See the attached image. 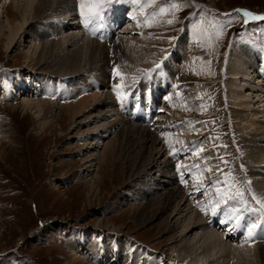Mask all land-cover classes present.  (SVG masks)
Returning a JSON list of instances; mask_svg holds the SVG:
<instances>
[{"label": "rangeland", "instance_id": "1", "mask_svg": "<svg viewBox=\"0 0 264 264\" xmlns=\"http://www.w3.org/2000/svg\"><path fill=\"white\" fill-rule=\"evenodd\" d=\"M78 1L55 3L50 12L37 18L31 29L25 21L31 10L27 0H0V264H102L98 258L92 260L86 254L87 250L82 249L85 239L81 237L93 238L98 245L102 243L107 248L103 241L107 233L114 235L109 247L118 250V258L123 256L122 240L131 241L128 259L132 263L135 261L132 254L138 250L141 257L135 261L137 264H143L146 259L145 264H231V257L222 258L218 254L214 258L210 257L211 253H204L205 240L199 235L203 231L217 232L224 237L223 242L233 244V247L243 244L248 247L262 241L255 236L258 229L251 238L248 237L246 222L250 218L259 224L258 228H264V197L250 179L257 168L264 166V162L257 160L261 144L259 138L245 135L244 125L239 121L241 116L231 107L233 84L237 80L233 70H228V63L230 49L234 46L248 45L264 52V20L244 15V11H248L253 16H264V0H117L107 15L121 18L120 24L115 26L107 19V24L116 32L109 39L101 37L105 33V28H99L103 21L85 28ZM58 6H63L61 12L64 15L54 10H60ZM161 8H164L163 12ZM63 18L70 27L74 26L67 32L75 35L78 30L80 37L105 46L109 62L105 74L100 75L101 70L89 73L86 69L68 78L70 84H74L82 95L90 96L93 90H103L99 80L105 79L104 91L112 96L115 114L124 121L121 127L133 124L138 128H149L147 130L158 141L157 148L162 155L148 173L144 171L145 174L142 172L133 179L130 165L118 155L117 147L104 162L108 172L98 171L96 176V171L88 174L80 171L85 165L79 151L85 143L80 136L68 140L71 135L67 129L73 124L68 118L55 121L59 107L55 108L54 116H50L42 114L35 103L34 108L24 105L25 100L39 99L53 103L56 97L50 93L53 79L57 81V91L65 93L63 105L77 98V94L65 89L69 87L64 82L67 78L51 75L50 72H54L52 60H47L41 67L34 60L36 49L44 38L51 40L56 31H62L64 26L60 22ZM50 20L56 24L55 32L50 31ZM169 20L172 23H168ZM36 29L39 30L37 36ZM183 36V53H180L177 45ZM118 39L123 41L125 52L142 56L141 70L128 74L131 63L126 62V67L113 59L110 47ZM147 60L153 63L148 65ZM165 61L173 67V76L168 75ZM258 61L259 64L264 62L263 59ZM157 65L161 67L146 77L145 73ZM44 78L51 82L46 87H42ZM5 85L16 92L14 99L2 98ZM19 85H22L21 89ZM155 87L161 89L157 94L152 90ZM260 87L264 89V81ZM36 89L44 93L40 95ZM150 90L154 91L151 94L154 120L144 115L141 105L135 110L132 104L131 93L149 96ZM125 108L128 113L123 112ZM113 136L116 134L105 136L103 144H108ZM175 187H182L180 195L186 196L187 207L203 218L206 225L203 230L200 227L189 233L186 231V235L183 232L185 241H196V254L189 255L191 251L188 253L185 246L180 249L174 238L171 239L172 233H181L185 218L191 212L184 213L186 215L180 218L176 229L172 227L173 232L167 234L160 229L164 226L162 219L171 210L154 222L147 221L148 215L140 218L136 214L139 205L145 206L146 202L159 199ZM217 187L230 194L237 191L243 194L242 199L229 202L231 207L243 209L245 219L239 224L227 215H212ZM150 213L152 211L147 214ZM71 239L76 246L80 244L78 249H73Z\"/></svg>", "mask_w": 264, "mask_h": 264}, {"label": "bare ground", "instance_id": "2", "mask_svg": "<svg viewBox=\"0 0 264 264\" xmlns=\"http://www.w3.org/2000/svg\"><path fill=\"white\" fill-rule=\"evenodd\" d=\"M65 1L66 0H27V3H28V5H30L31 10L29 11L27 18L25 19V21H27L26 25H28L32 29L33 24H35V21L37 20V18H39L40 16H43V14H45V12H48L53 7V5L55 3H57V5H58L60 2H63V4H64ZM54 7H56V6H54ZM58 7H60V10H57L56 8L54 10L59 12L58 13L59 15H62L64 13V12L63 13L61 12L63 6H58ZM16 8L19 9L20 6H17ZM72 12H73V10H72ZM76 12H78V11H76ZM68 13H70V11ZM76 14L77 13H75V15ZM154 14H155V16H158L157 13H153V15ZM52 15H54V14H52ZM68 15H67V17H68ZM48 16H51V15H48ZM48 16H47V18H48ZM105 17H106V20L104 19L103 24L99 25V28L100 27L105 28V33H103V35H101V34L100 35H101V37H105L106 39H109L112 36H114L115 35L114 33H116V32L115 31L112 32L113 27L108 26V24H107L108 15L107 14ZM120 19L121 18L115 19V22L118 23L120 21ZM51 21L52 20H50V22L48 23V25H50V31L55 32L56 31V24H53ZM60 24L62 26H64V27H62L63 29H61L62 31H60V30L58 32L56 31V34H53L54 36H52L51 40H49V38L48 39L44 38V42H42L38 46L39 48L37 47V49H36V50H38V52L36 54V57H34L35 58L34 60H36L35 61L36 63H39L40 67L47 60H52L54 72H50L51 75L54 74L55 76L67 78V80H65L64 82L69 87H66L65 89L67 91L70 90V92L73 95L77 94V98L74 97V99L71 100L72 103L70 101V102H66L63 105L62 100L65 97L64 96L65 93L57 91L59 89V87L56 84L57 81L55 79H53L52 81L54 82V85H53V88H51L52 90L50 91V93H54V96H56L55 98H53L55 100V101H53V103H50L49 100L45 101L43 99L44 101H42L39 99V100H35V101H30V100L26 101L25 100L24 105L27 108H31V106L33 107V105L35 103V105L37 104V106L40 107V111H42V114L47 113V114H50V116H54L55 108L59 107L57 109L58 113H57V116L55 118V121L58 119L62 120L63 118H68V120L71 122V124H73V127L71 125V128L67 129L68 133H70L69 135H71V136H69L68 140L71 141V138H77V136H80L81 138L83 137V141L85 143L84 145H81L80 151H79L80 152L79 154H81L83 156L82 157V163L85 165V166H83L84 169L82 168V169H80V171L81 170L85 171V172H87V174L90 171H92V172L96 171L95 172L96 176L98 175V171H100L101 173L108 172V169L106 168V165L104 164V162L108 161L110 154L115 153L112 151H115V148L117 147V149H119L118 155L120 157L123 156L124 160L130 165V168H131L130 174L132 175L133 179L135 177L139 176V174H142V172H144V171H147V173H148V171L156 165V163L158 162L159 158L162 155L160 153V149L157 148L158 141L147 130L149 128H147V129H144L143 127L138 128L137 126H134L133 124H126V125H123L121 127L122 122H124V121L121 122V118L117 117V115H116L117 113L115 114L116 109H115L114 101L111 99L112 96L109 97L108 93L104 91V87L106 88L105 79L99 80L100 87L102 84L103 90L98 91V92H94V90H93V93L90 96L82 95V92L80 90H78V88H75L74 84H70L71 80L68 79L71 76H74V74H76V73H82L86 69L88 70L87 72H89V73L90 72L92 73L96 70H101V73L99 72L100 75L105 74L106 66H108V63H109L107 61L108 58L106 56V53H107L106 47L99 45L96 42V40L92 41L91 39L88 40L86 38L80 37V35H79L80 32L78 30L76 31L75 35L71 34L70 31L67 32L70 28L72 29L74 26L70 27L71 24L67 23V20L65 18H63V21L60 22ZM38 31L39 30H37V29L34 31L35 36H37ZM16 32H17V29L15 30V33ZM122 32H126V31H122ZM15 33H14V35H15ZM184 37L185 36H183V38L180 39V45H177L180 53H183V48H182L181 44H182V40L183 39L185 40ZM124 44H125V42H124ZM111 48L113 50L112 51L113 52V59H116L118 65L120 63L121 65L125 64V66H126V62H127V64L129 62L131 63V64H128L129 66L132 65L128 69L129 70L128 74H130V72H132V74L135 72H138V70L141 67L140 66V59L142 56L140 57L137 53L135 54L134 52H132V53L128 52V51L125 52V49L123 47V41L119 40V39L117 40V42H115L113 47H110V49ZM108 50H109V48H108ZM174 52H175V50H174ZM143 57H144V55H143ZM259 59L264 60V52H261V51L258 52L256 49H254L253 47L248 46V45L237 46V47L234 46L230 49V60L228 63V70L229 69L233 70V72L236 74V76L234 78H236V80H237V82L233 84L234 90H233V93L231 94V101H232L231 107H233V109H235V111H237L240 114L241 117L239 118L240 119L239 121L241 123H243V125H244V128H242V129L244 130L243 132L246 133L245 135L251 137L252 139L253 138H259L260 144H261V146H260L261 149L259 150V152H261V154L259 156L260 158H258L257 160L261 161V163H262V162H264V147H263V145H264L263 144L264 143V89H262L260 87V84L264 81V62H263V64H259V61H258ZM143 61H144V59H143ZM147 61L146 62L148 65L153 63L152 60H151V62H149V60H147ZM142 64H143V62H141V65ZM145 64L146 63H144V65ZM94 65H95V67H93ZM114 65L117 66L116 64H114ZM164 66L168 72V75L173 76L174 75L173 67L171 65H169V63H167L166 61L164 62ZM50 70H52V69H50ZM121 72L122 71H120V73ZM139 72H141V71H139ZM44 73H46V72H44ZM89 73H86V74H89ZM128 74H127V76H128ZM132 74L130 75V78H131ZM117 75H115V76H117ZM134 75H136V74H134ZM104 76L105 75H103V77ZM137 76H140V75H137ZM87 81H88V79H87ZM118 81H120V80H118ZM49 83H51L50 80L44 78L43 83H42V87H46L47 85H49ZM124 84H126V83H124ZM32 85H33V83H32ZM19 86H21L19 88V89H21L22 85H19ZM79 87H81V86H79ZM86 87H88V86H86ZM75 89H77V90H75ZM118 89L120 90V87ZM155 89H158V88L155 87ZM13 90L9 86L5 85L2 98L3 99H14L16 97V92H14ZM36 91H37L36 93L40 92V95H42L44 93V92L41 93V90L38 91V89H36ZM78 93H79V95H78ZM38 94H37V96H38ZM134 100H135L134 109H136L135 107L138 106L136 97H134ZM126 110H127V108H125V110L123 112L128 113V111H126ZM44 117L47 119L49 118L45 115H44ZM42 118H43V116H42ZM93 124H95V125H93ZM1 126H2V124H1V120H0V128H1ZM84 127H86V128L88 127V128L83 131ZM111 133L116 134V136H113V138H111V141L108 144H105V143L103 144V138L105 136L107 137V135H111ZM87 140H88V142H87ZM257 142H256V145H259L258 144L259 142L258 143ZM101 145L103 147H102V150L99 151V148H101ZM254 151H255L254 153H257L256 150H254ZM164 159L167 160L166 158H164ZM160 160H162V158ZM262 164H264V163H262ZM159 166L161 167V165H159ZM162 166H165V164L163 163ZM159 171H160V169H159ZM263 172H264V166L257 168L255 174L250 176V179L252 180L251 183H252L253 187H256L263 194V197H264V176L262 175ZM145 173L146 172H144V174ZM156 175H157V173H156ZM156 175H155V177H156ZM159 175H161V174H159ZM157 177H158V175H157ZM159 187H162V186H159ZM181 188L180 189L176 188V189H172V190L169 189V191L166 190L167 191L166 193L163 190L162 192H164V194L159 199H157V200L152 199V200L146 202L145 206H142L144 208H142L141 205H139L138 206L139 211L136 212V214L140 218H146V216L148 215L147 221L148 222H154L156 219L163 217V215L167 211L171 210L170 214H168V216L166 218L162 219V221L164 222V226L160 229L163 233L166 232L165 234H167V232H173V230L176 229L178 222L180 221V218L185 217V215L187 213L189 214L191 212L190 216L185 218L186 222H184V223H186V224L184 225V228L181 230V233H179L178 235L172 233L171 239L174 238V241L177 242V244H178L177 246L180 249H182L183 246H185V248L189 250L188 253H190V251H191V254H189V255H192L193 253L198 251V249L197 250L194 249V245H195L196 241L194 242L193 241L194 239L185 241L184 240L185 235L187 233L193 231L194 229H200V227H202L201 229L203 230V227H205L206 225L203 224V221H204L203 218L196 215V213L190 211L191 207H187L188 202L186 203V200H184V198L186 196L183 197L182 196L183 194L180 195L181 194V191H180ZM183 192H185V191H183ZM188 200H191V199H188ZM151 211H152V214L151 213L147 214ZM184 213H186V214H184ZM251 221H253V220H250V219L246 220V222L248 224L251 223ZM172 227H173V230H172ZM186 231H188V232L186 233ZM183 232H185V235ZM216 233L214 231L213 232L203 231L199 235L200 239L203 238L205 240L203 242V246H202L203 251H204V253H208V252L211 253L210 257L216 258L219 255H221L220 257L227 258V259H228V257H231V259H232L231 264H264V242L263 241H260L259 244L248 246V247H245V244H243L239 247H236V246L233 247V244L228 245L227 243L223 242L222 239H224V237L222 235L219 236V235H217L218 233L217 234ZM104 237L105 238H103V241L106 243L107 248L102 246L103 245L102 243H101V246L98 245V242L93 238L89 239L90 237H88V236L86 237L85 235H84V237H81V238H83V240L85 239V242L82 243L83 244L82 249L87 250L86 254L88 256H90L92 258V260H93V258L94 259L98 258V260H101L102 264H130V262H131V264H137L136 262H138L139 258L141 257L140 251L136 250V252L132 254L136 262L134 261L132 263V261H130L128 259V256L131 255V251H132V249L130 248L131 247V241L122 240L120 247H121V252L123 253V256H122V258H118V257H116V253H118V250L117 249L114 250V248L109 247L111 245V243H110L111 239H114V235H112L111 233H107V235ZM73 240L71 241V246L73 247L74 250L78 249L80 244L78 243L76 246V242ZM141 250H143L145 252V250L143 248H141ZM100 251L101 252L104 251L105 254H101ZM215 252H216V256H213V253H215ZM185 255H186V253H185ZM194 256H196V255H194ZM145 262H147V259L143 262V264H145Z\"/></svg>", "mask_w": 264, "mask_h": 264}, {"label": "snow or ice", "instance_id": "3", "mask_svg": "<svg viewBox=\"0 0 264 264\" xmlns=\"http://www.w3.org/2000/svg\"><path fill=\"white\" fill-rule=\"evenodd\" d=\"M80 2V16L82 17L83 24L85 28L91 27L93 24L101 23L107 14L108 11H110L111 6L113 3H116L117 0H79ZM175 7V5H173ZM161 12L164 11V8L160 9ZM245 17H253L255 19H261L264 20V16H253L251 12L244 11ZM248 21L245 20V23ZM168 23H172L171 20L168 21ZM163 62H161L162 64ZM161 65H157L156 68L149 70V72L145 73V76H149L151 72L156 71L159 69ZM119 75V73L117 72ZM117 95H120L119 89H117ZM173 155H175V151L173 152ZM217 184L220 182L217 181ZM227 183V181H225ZM217 193V199L214 201L215 207L212 211V215H218L223 214L227 215L229 219L235 220L237 224H239L241 221L245 219L243 215V209L240 208H234L229 205V202L232 200H236L238 198L242 199L243 194L237 191L235 194H230L228 190L221 189L219 187L216 188ZM221 202H223V206L221 205ZM202 211H206L205 208L201 209ZM258 227L257 223H249L247 225V232L248 237L251 238L254 235V230H256Z\"/></svg>", "mask_w": 264, "mask_h": 264}]
</instances>
